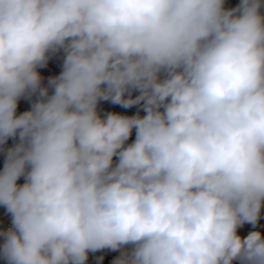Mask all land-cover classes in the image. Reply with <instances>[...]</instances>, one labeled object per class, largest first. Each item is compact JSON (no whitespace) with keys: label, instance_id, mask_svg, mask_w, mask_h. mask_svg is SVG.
<instances>
[{"label":"clouds","instance_id":"clouds-1","mask_svg":"<svg viewBox=\"0 0 264 264\" xmlns=\"http://www.w3.org/2000/svg\"><path fill=\"white\" fill-rule=\"evenodd\" d=\"M224 4L0 0L7 264H264V236L237 234L264 207V4ZM60 50L49 96L37 69Z\"/></svg>","mask_w":264,"mask_h":264},{"label":"rangeland","instance_id":"rangeland-1","mask_svg":"<svg viewBox=\"0 0 264 264\" xmlns=\"http://www.w3.org/2000/svg\"><path fill=\"white\" fill-rule=\"evenodd\" d=\"M241 0H225L224 7L226 9L235 8L240 4ZM262 4H264V0H262ZM261 12L264 13V8L261 9ZM63 59H64V52L60 50L55 54H51L48 60V63L43 68H38L37 71L41 76V86L48 88V95H52L54 89L49 86V79L58 76L61 71L63 70ZM131 97L134 99L136 96L139 95V91L133 90L130 93ZM129 93H125V98H128ZM39 97V93H35L33 95L21 97L18 101L17 105V115L22 114L25 111L31 110L32 104L36 102ZM143 101L140 104L133 105L129 108H124L121 105L113 104L110 100L104 101L101 100L97 105V112L98 115L102 118V112L108 113H116L123 116H133L137 113L140 116H144L146 113L142 108ZM135 140V129H133L129 140L126 142L129 144L130 141ZM19 142V137L12 138L10 137L6 143L0 145V171L3 170L4 163L7 157L8 149L14 147ZM25 182L24 177L22 176L17 183L23 184ZM11 214L7 212V209L0 205V232L7 231L12 227L11 222ZM252 231H259L262 236H264V207L261 208L260 219L258 223L253 226L251 224L245 223L237 229V234L243 239L245 238L250 232ZM4 243V237L0 235V247H2ZM127 250V248L125 249ZM98 255L97 252H89L88 259L85 264H111L109 260L106 258H102ZM0 264H7L5 259L0 255ZM233 264H240L239 261H233Z\"/></svg>","mask_w":264,"mask_h":264},{"label":"trees","instance_id":"trees-1","mask_svg":"<svg viewBox=\"0 0 264 264\" xmlns=\"http://www.w3.org/2000/svg\"><path fill=\"white\" fill-rule=\"evenodd\" d=\"M106 116H107L106 112H102V119L105 118ZM130 143H132V141H130L129 144ZM113 160H114V163H115L118 160V158L114 157ZM121 251H123V250L112 251L110 249H102V250H99V251H96V252L98 253V255L100 257L106 258L107 260L110 261L111 264H113V261L115 259H117L121 255Z\"/></svg>","mask_w":264,"mask_h":264}]
</instances>
